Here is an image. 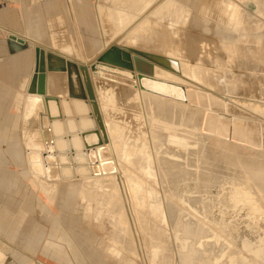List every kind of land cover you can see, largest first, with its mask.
Returning <instances> with one entry per match:
<instances>
[{
	"label": "rangeland",
	"instance_id": "rangeland-1",
	"mask_svg": "<svg viewBox=\"0 0 264 264\" xmlns=\"http://www.w3.org/2000/svg\"><path fill=\"white\" fill-rule=\"evenodd\" d=\"M213 2L235 3L234 5L237 4L243 8L250 19L256 18L261 26L264 24V15L258 13L260 10L258 4L262 5L263 0H151L146 7L140 10H138L139 6L135 19L115 34L118 28L111 25V15L114 14L113 9L116 5L110 0H96V35L69 34L65 35L66 37H63L60 42L71 45L74 52L69 54L75 53V56L72 54L70 58L82 62L91 61L97 57L100 50H109L110 46L121 50L125 47L130 48L140 52V58L157 67L154 75L159 73L161 78L159 83L167 82L179 90L183 88V91L190 88V91L195 92L193 94H198L197 92L201 90L199 94H203L205 91L198 87L200 84L187 76L188 73H183L180 65L190 62L189 66H197L195 63L197 58L207 63L217 53L215 45L218 44L208 38L210 35L204 36L195 27L192 28L193 26L187 21L194 15L197 22L204 20L207 25L212 22L214 25L215 20L207 17L209 12H211V18L217 15L216 12L210 11ZM124 7L128 8L127 5ZM173 9L180 10V15L174 17L175 19L170 16ZM125 11L121 10L118 13H125ZM182 21L184 22L181 23ZM156 34L159 35L157 39L150 38L152 35L155 37ZM9 35V31L0 26V43L9 40ZM173 37L175 46L180 48L178 51L180 54L175 50L169 51L172 49ZM87 38H91L88 43ZM27 43L29 47L25 51L31 53L30 58L32 59L34 45ZM39 44L47 48H50L48 45L55 47L53 42ZM113 61L116 62V67L104 71V78L97 77L92 81L96 100L98 98L96 102L105 127L111 135L110 146L108 145L109 148L100 153L99 160L104 159L103 163L112 164V168L106 171L107 174L102 175L105 176L101 177L102 179L99 180L97 177L92 180L59 181L58 171L53 167L50 177L56 178V181L49 182L47 177H43L44 175L41 176L43 180L35 178L34 173L36 172L28 160L24 134L26 132L37 133L38 141H42V144L50 142V132L47 129L41 130L42 126L46 127V120L43 118L41 121L40 119V106L36 108L31 123L23 124L21 131L17 132V126H14L15 129L6 130L5 134H0V255L5 254V261L1 264H185L186 261L189 264L192 262L194 264H227L231 257L240 258L243 253L244 256H248L247 261L245 260L247 264H252L249 258L259 264H264V190L260 188L257 190L251 185L247 186L244 174H240L237 167L225 174L220 172L223 170L220 167V174L212 173L213 176H210L208 181L209 177L205 175L204 164L205 161L209 163L211 160L213 163L214 159L209 149L208 139L221 140L214 135L207 136L200 131L202 119L200 121L199 118L204 115L205 110L198 108L195 104L193 106L186 103L185 97H176L179 98L177 100L179 102H176L163 97V94L153 95L151 90L148 91L149 89L144 87L142 81L141 85L146 90L141 91L136 78L134 85L133 80L124 70L120 72L119 69L123 68L124 62L118 59ZM137 66L142 70L150 71L145 64L137 63ZM123 72L127 77L122 76L125 75ZM181 83L183 84L178 85ZM26 85L27 82L20 88L21 99ZM66 85L67 79L65 78V89H67ZM53 91L63 93L61 90ZM204 94L217 96L212 100L223 109L222 111L214 109L213 115L219 120L231 119L233 123L246 125L247 129L255 128L253 129L255 143L247 144L250 148L243 147L246 153L241 149L240 153L247 161L252 162L251 165H264V115L257 112L258 108L264 107V101L245 102L232 95L213 94L209 91ZM46 95L53 96L47 92V88ZM105 98H111V103ZM21 99L19 101L23 100ZM146 99L163 104V106L168 104L172 106L167 110L164 118L162 116L153 117L144 101ZM4 101L6 102V115H8V99ZM253 104L254 108H250ZM225 105L231 108V114L224 113L227 108ZM236 107L240 110L239 112ZM174 108L176 109L173 111ZM235 111L241 112L242 116L235 114ZM9 112L21 116L22 106L18 108L11 106ZM193 113L194 116L199 114V118L195 120V124L192 122L190 124ZM243 113H247V116L248 113L249 116L254 115L256 119L253 118L255 119L253 120L251 116L246 118L247 116L244 117ZM154 118H157L159 122ZM243 118L247 120L243 121ZM5 119L7 122L10 121L9 117ZM249 119H252L251 122ZM7 122H5V127L9 126ZM19 124L18 128H20ZM115 126L119 130L120 146L114 143L115 137L112 132L117 131ZM15 137L19 139V146H7L8 138ZM142 146L143 150L149 152L147 154L150 157L149 162L145 164L144 158L139 157L134 161L133 168L128 165L132 170L126 172L124 164L118 160V153L124 157L123 153L127 154ZM91 156L92 162H99L94 154ZM66 163L68 160H65ZM147 165L153 174L144 176L147 183H150L148 187H154L155 194L151 202L158 204L162 209L157 213L159 223L154 224L153 227H159L169 242L167 243L168 250H162L163 253L160 251L157 254L155 252L157 241L153 242L157 240L155 232L153 236L150 234L153 227L147 223V220L144 221L146 218L134 207L130 196V179L133 178V171L138 175L137 169L147 168ZM69 171L71 172L70 169ZM85 171L82 170V172ZM159 171L164 180L166 179L163 187L171 193V196L173 195L172 198L167 196L165 189L161 188L158 183ZM71 175L72 173L69 174ZM221 175L225 176L223 177L225 181ZM96 179L99 180L97 183L102 189L96 186L97 190L92 185ZM47 186L53 189L50 190L52 197L45 192ZM107 199H116L111 209L105 205ZM121 214L124 215L128 234L124 237L122 233L125 252L112 245V242L118 239L116 235H120V231L124 228V225L119 226ZM230 241L233 243L228 245L227 242ZM189 251L191 254L188 253ZM192 254L194 257L191 259ZM212 255L220 260H215ZM235 264L239 263L235 262Z\"/></svg>",
	"mask_w": 264,
	"mask_h": 264
},
{
	"label": "bare ground",
	"instance_id": "bare-ground-1",
	"mask_svg": "<svg viewBox=\"0 0 264 264\" xmlns=\"http://www.w3.org/2000/svg\"><path fill=\"white\" fill-rule=\"evenodd\" d=\"M106 1H109V0H106ZM110 1H112V3L114 5H116L115 9H113L114 14L111 15V21H112L111 25H114V27L118 28L117 31L115 32V34H118L120 29L124 28L126 26V24L129 23L132 19H135V16L138 15L136 12L138 10H140L142 7H146L151 0H110ZM234 4H227V3L226 4L225 3L220 4V2H218V3L213 2V4L211 3L210 11L216 12L217 15H214V17H213L214 19H213V18H211V12H209L207 14L208 15L207 17H209L212 20H215L214 25H213V22L211 23L212 25L211 24L207 25L206 23H204V20H200L199 22H197V20L194 19V15L191 16L190 18H188L187 21L190 23V25L193 26L192 28L195 27L197 30H199L201 33H203L204 36L209 34L210 37H208V38L213 39L214 43L218 44V45H215L216 46L215 51L217 50V53L216 54L213 53V54H215V56H213V58H211L207 63L205 61H203V59L197 58L196 62H195L197 66H189V63H190L189 62V63H181L180 67L182 69V72L188 73L189 75H187V76L191 77V79L193 81L198 82L200 84V86H198V87H200L205 92L209 91V93L212 92L213 94L214 93L215 94L222 93L224 95L226 94V96L232 95V96H235L236 98L241 99L245 102H248V101L253 102L254 100H256V101L258 100L259 102H261V100L264 101V31H263L264 30L263 29L264 24H263V26H261L260 25L261 23L258 22L259 20H257L254 16L253 17L255 19H253V18L250 19L249 18L250 16H248V14L243 10V8L239 7V5H237V4L236 5H234ZM124 5H127L128 8L124 7ZM258 5H259L258 7L260 9V10H258V13L259 14L261 13V15H264V2L262 5H260V4H258ZM139 6H140V8L138 9ZM121 10L122 11L126 10V11H125V13H118ZM179 11H180L179 9H173V12L170 14V16H172V18H174V17L176 18L178 15H180ZM183 22L184 21H182L181 23H183ZM108 23H110V22H108ZM191 31H193V30H191ZM197 33H199V32H197ZM158 37H159V35L156 34L155 37H153V35H152L150 38L157 39ZM179 43H180V39H179ZM175 44H176L175 38L173 37L172 49L169 51L175 50L176 53H179L178 51L180 48H178V46H175ZM69 46H70V48H66V50H64V51L66 53L67 52L68 53L74 52L73 47L71 45H69ZM181 48H183V47H181ZM72 54L74 55L75 53H72ZM222 55H224V56H222ZM210 56H212V55L210 54ZM68 57H70V56H68ZM176 57L178 58V55ZM176 57H173V58H176ZM183 58H182V60H183ZM208 58H209V56H208ZM177 60H179V59H177ZM163 75H165V74H163ZM57 76H59V75H57ZM61 76L62 75H60V78H61ZM60 78L57 77V80H60ZM62 78H63V76H62ZM176 78H178V77H176ZM160 79L161 78L159 76V73H157V75L156 74L154 75L152 80L143 79L142 83L146 89H149L148 91L151 90L150 92L153 95L158 94V93L163 94V97H167L168 99H170V101H176V102H179V101H177V100H179V98H176V97H178V96H181L183 98L185 97L187 99V102L185 101L186 103L191 104L193 106L195 104L198 108L204 109L205 113L200 118H199V114H197L198 116H196V114L194 116V113H193V115H191L190 124H191V122H192V124L193 123L195 124V120L197 121L198 118L200 119V121L202 119L200 131L203 134H206L207 136H213L214 135L215 137L219 138V140H221V141H215V140H212V138L208 139V141H209L208 145H209L210 152L213 154L214 159L218 158L217 160L220 163V165L218 166L217 164H212L211 162L209 164L208 161H205V164L203 162L205 174L207 173V175H208L210 173V171H213L214 168H218V170L220 171L221 170L220 167L223 169L220 172H222L224 174L228 173V172L230 173V169H232V168L235 169L237 167V169L240 170L239 173L244 174L245 181L247 180V186L251 185V186H254V188L257 190H258V188L264 190V165H259V164L251 165L252 162L247 161V159L244 158L243 156H241V153H240V149L246 153V150L243 147H249V145H253V142L255 141V139H254L255 133L253 132V129H255V128L247 129L246 125L237 124L236 122L233 123L231 119L230 120L229 119L219 120L217 116L213 115L214 109H218L217 111H222V109H223V108L221 109L220 105H218L216 102H214L212 100V98L216 99V97H217L216 95H215L216 97H212L213 96L212 94H206L205 95L204 91H203L204 93L202 92L204 95L199 94V92L201 90H199V92H197L198 94H193L195 92H192V90L190 91L189 90L190 88H188V89L186 88V90H184L186 92H184L183 90L182 91L179 90V88L177 89V88L171 86L172 84H168L167 82L159 83L158 81H160ZM49 80H50V82H52L53 77H51V78L49 77L48 81ZM60 81H63V80H60ZM182 84L183 83L178 84V85H182ZM175 85H177V84L175 83ZM66 87H67V85H66ZM53 89L54 88H52V90ZM195 89L196 88H194V90ZM138 92H139V90H138ZM94 94H95V92H94ZM26 97L31 99V102L28 104L29 107H28L26 114H24V119H23L24 124L27 123V121L29 122L30 118H33V115H35V110H36V108H38V106H40V110H41V100L38 96H27L26 95ZM105 99L107 101H110L111 98H105ZM217 100L221 101L218 98H217ZM96 101H98V98ZM144 101H145V103H147L146 105L148 107L149 113L153 117L154 116H156V117L162 116L164 118L167 115L166 114L167 110L170 109V106H172L170 104H168L167 106H163V104H158L155 101L151 102L150 99H146ZM258 101H257V103H258ZM226 102H227V99H226ZM110 103H111V101H110ZM256 105H258V104H256ZM226 106L227 105H225V107ZM233 106H235V105H233ZM75 107L79 113L82 112L83 107L81 105H76ZM225 107H224V110H225ZM239 107H241V106H239ZM250 108H254V104L252 106H250ZM175 109L176 108H174L173 111ZM230 109L231 108H228V106H227L226 111H224V113L227 112L226 114H231ZM193 110H195V109H193ZM236 110H238L237 107H236ZM239 111L240 110H238V112ZM242 111H243V109H242ZM238 112L235 111V114L242 116L241 112L240 113H238ZM247 112H248V110H247ZM257 112L259 114L264 115V107L258 108ZM215 113H217V112H215ZM221 113H223V112H221ZM217 114H219V113H217ZM235 114H233V115L236 116ZM243 114H245L244 117L247 116L246 115L247 113H243ZM252 114H253V112H252ZM234 116H232V117H234ZM250 116L252 119L255 118L254 115H250ZM250 116L248 113V116L246 118H248V117L250 118ZM252 116H254V117H252ZM185 117L187 118V116H185ZM256 117H258V116H256ZM246 118L245 119L243 118V121L247 120ZM37 119H39V117H37ZM154 119H157V118H154ZM255 119H253V120H255ZM31 120H33V119H31ZM251 120H250V122H251ZM258 120H259V118H258ZM102 121H103V119H102ZM157 121H158V119H157ZM103 124H104V121H103ZM88 125H89L88 122L82 123L83 127L88 126ZM104 128L106 130L109 143L107 145H103V147H101V148H97L94 151H91L90 154L88 155L89 157L87 158L88 162H92L90 160L92 158L91 154H94V156L99 160L100 159V153L104 149H108L110 146V141H111L110 136L111 135L108 133V128L105 127V124H104ZM115 128L117 129L116 126H115ZM115 128H114V130H115ZM70 129L71 130L73 129V125H70ZM63 131H64L63 125L60 126L58 123H54L52 125V132L55 135H59ZM118 131L119 130L117 129L116 132H112V133L114 134V137H115L114 143L117 146H118V144L120 146L119 139H118V136H119ZM37 135H38L37 133L29 134L27 132L24 134L25 146H26V148H28L27 151H30V153L28 154V156H29L28 160L31 164V167L35 168L36 173H34V176L36 179L41 178V177L36 176L39 174L41 176L44 175L43 177H45V178L47 177V178L52 179L50 177L52 175L51 167L49 166V168L47 170H45L42 158L36 154L37 152H41V153H43L44 151L46 152L44 144H42L43 142L38 141L39 139L37 138ZM93 139H94V137H91V138H88L86 141H88V143H91L93 141ZM153 142H154V140H153ZM46 143H48V142H46ZM80 144H81V142L79 140H77V138H75L73 140V146L75 148H78ZM247 144H249V145H247ZM63 145H64V143H62V142H58V144H57L58 147H63ZM235 145H237V146H235ZM49 149H50V147H49ZM144 149H146V148L144 147ZM148 153L149 152L147 150L146 151L143 150V146H142V148L140 147V149L131 150V151L127 152V154L123 153L124 157H122V155L120 153H118V158H119L118 160L121 161L122 164H124L123 167L125 166V170L127 172L128 170L131 169V168H129V166L132 167L134 161L139 157H140V159H141V157L144 158L145 164H147L149 162L148 159L150 158L149 155L147 156ZM247 153H249V152H247ZM61 160L63 162H65L64 159H61ZM83 161H84V158H82V157L78 158V162H80L81 164H83L82 163ZM104 161H105L104 159H103V161L99 160V162H96L94 165H92L90 170L92 169L93 172L89 170L90 171L89 175H92V176L85 175V174L89 173L88 169L84 165H79V167H78L79 174L81 176H88V177L83 178L82 180H92V179L97 178V177H99V180H100V179H102L101 177H105L102 175L107 174L106 171H109V169L112 168V166H111L112 164L110 165L108 163H103ZM47 162H48V164H51L52 159L48 158ZM207 166H211V167L213 166L214 168H210ZM134 167H136V166H134ZM32 170H33V168H32ZM82 170H86V171L82 172ZM137 171H138V173H137L138 175H136V173H134V171H133V175L131 173H129L130 175L133 176V178L130 179V193H131L130 196L132 197L134 207L137 208L138 212H140L144 216V218H146L144 220V218L142 217V219L144 221L147 220V223L153 227L157 223H159L157 221V213H159V210L160 211L162 210L159 208L158 204L151 202V198L155 194L154 189H153L154 187L153 188L148 187V185L150 183L148 184L147 180H145V178H144L145 175L146 176H148V175L152 176L153 174L150 172V167L148 165H147V168H145V167L139 168V169H137ZM62 173L64 176H67V175L69 176V174L71 172L69 171V169L64 168ZM67 173H69V174H67ZM156 174H157V172H156ZM139 176H141V178ZM158 176H159L158 183H159L160 187L165 189L163 187V185H164V181L166 179L164 180V178L162 177L163 175L161 176L160 171H159ZM142 179L145 181H143ZM99 180L96 179L95 183H93L91 181V183H93L92 185L95 187V189H97L96 186L97 187L99 186L97 183ZM165 184L167 185V182ZM193 184H195V183H193ZM100 186H99V188H101ZM232 187H233V185H232ZM43 189H45V188H43ZM45 190H46L45 191L46 194L50 195V193L52 192V191L50 192V190H53V189H52V187L48 188V186H47V189H45ZM165 191L167 193V196H169V198L173 197V195L171 196V193H169L168 190L165 189ZM159 193H160V191H159ZM50 196L52 197L53 195H50ZM234 198H237V197H234ZM115 200L107 199L105 205L111 209L115 205V203H114ZM205 210H207V208ZM108 211H109V209H108ZM158 216H160V215H158ZM119 217H120L119 226L122 227L124 225V228H123L124 230L122 229V231H120V235H116V237L118 236V239H116V241H113L112 245H114L115 247L121 248L122 252H125L126 247H125V245H123V242H122V233H123L124 237L126 235H128L126 232V221H125L124 215L122 216V214H121ZM154 217H156V218H154ZM99 219L101 220V218H99ZM140 220H141V217H140ZM140 224L141 223L139 221V225ZM118 228H120V227H118ZM154 232H155L154 235L157 239V240L153 241V242L157 241L156 242L157 251H155L156 254H157V252H160L162 250L163 251L168 250V244L167 243H169V242H168L167 236L164 235L163 232L157 226L153 227V231L151 230L150 234L153 236ZM215 241H217V240L215 239ZM227 243H228V245H230L233 242L230 241ZM150 248H152V247H150ZM163 251H162V253H163ZM257 251L258 250H256V253H258ZM243 254H242V257H240V258H238V257L235 258L233 256L235 258V260L233 257H231L230 259L228 258L230 261L227 264H235V262L239 263V264H245V263L247 264L248 262H245V260L247 261L246 258H248V256H244L245 254L244 255ZM2 257H3V255H0V259ZM232 259H233L234 263H233ZM249 259H250V262H252V264H259L258 262L252 260L251 258H249ZM258 259H260V258H258ZM217 262L219 263V261H217Z\"/></svg>",
	"mask_w": 264,
	"mask_h": 264
},
{
	"label": "water",
	"instance_id": "water-1",
	"mask_svg": "<svg viewBox=\"0 0 264 264\" xmlns=\"http://www.w3.org/2000/svg\"><path fill=\"white\" fill-rule=\"evenodd\" d=\"M9 33L10 41L22 45L26 42H30L34 45V66L24 93L27 96H38L40 98V119L41 121L43 118L46 120V127L44 128L42 126L41 130L43 131L44 129H47L51 133L50 142L44 143L46 152L36 153L42 158L45 170H47L49 166L57 169L58 180L64 182L82 180L85 177L92 176L89 175L91 171L90 166L92 164L94 165L95 161L88 162V155L91 151L101 148L103 145L109 143L94 94V87L92 85L93 78H104L103 72L116 67L117 64L113 60L118 59L124 62V65H122L123 68L119 69L120 72L124 70L133 80L134 85L136 78L139 84V89L145 91L144 87L141 85V81L143 79L152 80L154 77V70L157 67L140 58V52L126 47L121 50L120 48L110 46L108 48L109 50H100L97 57H94L91 61L86 60L87 62H82L63 56L55 50L47 48L31 39L24 38L12 32ZM137 63L145 64L150 71L148 72L138 68ZM125 72L123 73L125 74ZM134 73L136 74V77ZM55 74H64L66 76V97L55 98L46 95V81L48 75ZM122 76L127 77L126 74ZM133 87L136 89L135 86ZM181 90H183V88H181ZM76 105H81L83 107L81 113L76 110ZM86 122H88L89 125L83 127L82 123ZM54 123H58L60 126L63 125L64 131L59 135H55L52 132V125ZM70 125H73L72 130L70 129ZM91 137H94V139L91 143H88L86 140ZM75 138L81 142L78 148L73 146V140ZM58 142L64 143L63 147H58ZM29 153L30 151H27V154ZM79 157L84 158L85 162H82L83 164L78 162ZM48 158H51L53 163L48 164ZM61 159L68 160V163L65 164ZM217 159H213V163L212 160L209 161V164L210 162L212 164H217ZM79 165H84L88 169L89 173L85 174L88 176H81L79 174ZM217 165L219 166L220 163ZM64 168H69L72 175L64 176L62 173ZM210 168L214 167L212 166ZM214 169L216 170L214 171ZM214 169L208 175L207 173L205 174L209 177L208 180H210V176H213L212 173L220 174L218 168ZM36 176L41 177L40 174ZM221 177L223 178L225 176ZM56 180V178H47V181L49 182ZM205 182L207 183L208 181ZM188 253L191 254L190 251ZM192 257L194 256L191 255V259ZM212 258L220 260L214 255H212ZM185 264H189L188 261H186ZM191 264L194 263L192 262Z\"/></svg>",
	"mask_w": 264,
	"mask_h": 264
},
{
	"label": "crops",
	"instance_id": "crops-1",
	"mask_svg": "<svg viewBox=\"0 0 264 264\" xmlns=\"http://www.w3.org/2000/svg\"><path fill=\"white\" fill-rule=\"evenodd\" d=\"M109 8L112 9V7ZM0 26L4 30L27 37L35 42L46 44L53 42L55 47L53 45H48V47L63 56H72V53L69 54L64 51L66 48H70V46L60 41L69 34L96 35V0H0ZM90 39L87 38V43ZM84 42L86 41L84 40ZM84 42H82L83 45ZM28 45L27 42L22 45L10 40L0 43L1 135L5 134L6 130L15 129L16 126L17 132L21 131V127L24 124V114H26L29 107L28 104L31 102V99L27 98L25 93L22 95V100L19 93L22 84L24 86L30 79L34 66L33 53L31 59V53L25 51L28 49ZM57 75H48V78L53 77V81L50 82L48 79L46 81L47 92L53 95L52 97L66 95L64 86L65 75L60 74L63 78ZM57 77L63 81L57 80ZM52 88H54L53 90H61L63 93H55ZM5 99H8V115H6ZM11 106L17 108L22 106L21 116H16L12 112L10 113L9 107L11 108ZM6 117H9V122L6 121ZM31 121L30 118L27 123H31ZM5 122H7L9 128L5 127ZM18 124L20 128H18ZM6 144L9 147L19 146V139L17 140L16 137L8 138ZM0 260H3L0 261V264L5 261V254H3Z\"/></svg>",
	"mask_w": 264,
	"mask_h": 264
},
{
	"label": "flooded vegetation",
	"instance_id": "flooded-vegetation-1",
	"mask_svg": "<svg viewBox=\"0 0 264 264\" xmlns=\"http://www.w3.org/2000/svg\"><path fill=\"white\" fill-rule=\"evenodd\" d=\"M231 252H229V254H230Z\"/></svg>",
	"mask_w": 264,
	"mask_h": 264
}]
</instances>
